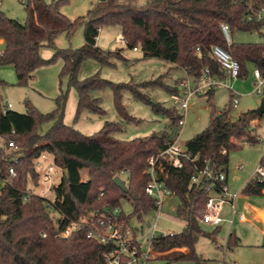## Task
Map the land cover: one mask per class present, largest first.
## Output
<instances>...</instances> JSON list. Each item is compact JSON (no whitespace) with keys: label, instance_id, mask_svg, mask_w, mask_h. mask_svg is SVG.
Here are the masks:
<instances>
[{"label":"trees","instance_id":"1","mask_svg":"<svg viewBox=\"0 0 264 264\" xmlns=\"http://www.w3.org/2000/svg\"><path fill=\"white\" fill-rule=\"evenodd\" d=\"M67 0H25L27 19L22 22L9 17L0 9V39L4 49L0 54V66H13L17 85L26 86L37 68L63 61L61 78L68 77V90L56 98V108L48 113L40 112L26 100L27 111L4 110L0 95V264H105V253L111 249L87 236L80 230L67 238L57 234L70 220L81 219L93 210L120 208L122 218L129 221L133 215L142 217L156 207L155 199L146 193L150 181L148 158L163 150L180 130L175 106H165L151 99L144 89L161 88L171 96L180 93V82L169 84L158 79L144 82H115L95 72L80 78L83 64L95 60L102 66L113 67L118 61L128 62L122 49L105 50L97 45V37L103 26H120L128 48H138L143 58H158L186 71L193 84L205 69L211 76H225L218 61L211 57L213 46L219 45L239 62L241 73L247 76V65L252 64L264 75V41L235 42L236 30L259 31L264 27L262 19L248 18L251 9L264 6V0H100L86 15L70 19L61 10ZM230 27L229 42L221 28ZM80 25H84V44L78 48H60L56 40L60 34L71 37ZM44 47L53 49L49 59L43 58ZM7 82L0 77V86ZM70 88L78 92L75 121L84 112L104 116L102 97L96 91L110 89L113 103L121 121H105L94 135H85L64 122L65 105ZM216 88L205 95L212 110L207 126L187 141V151L195 161L185 159L183 167L164 163L159 174L179 199L177 215L185 222L179 233L159 234L152 239V249L157 257L172 254L167 263L195 262L205 259L197 252L200 237L217 236L221 226L207 233L202 229L200 217L204 213L209 196L207 184L191 185L197 168L204 167L207 159L216 173L228 175L230 152L241 148L238 140L256 143L253 124L259 118L251 109L230 119V107L218 111L214 104ZM129 91L140 102L149 104L154 113L169 118V128L147 136L122 140L116 137L123 131V123L141 124L142 119L130 114L123 102L124 92ZM52 123L45 134L38 132L43 123ZM13 130H15L13 132ZM14 141L17 150L9 147ZM226 150V153H223ZM52 154L57 166L68 169L55 192V210L51 212L48 201L37 194H28V181L38 184L39 174L35 159L42 153ZM16 154H20L17 160ZM14 168L16 175L9 172ZM86 170L88 178L83 179ZM126 173L127 190L114 182V177ZM217 187L220 184L217 183ZM243 193L246 196L264 195V181L249 180ZM28 194V195H27ZM127 200L132 214L122 207ZM59 210V213H55ZM65 216V218L62 217ZM45 234V236H44ZM240 242L233 232L229 234L227 249ZM187 250L182 251V250Z\"/></svg>","mask_w":264,"mask_h":264},{"label":"rangeland","instance_id":"2","mask_svg":"<svg viewBox=\"0 0 264 264\" xmlns=\"http://www.w3.org/2000/svg\"><path fill=\"white\" fill-rule=\"evenodd\" d=\"M51 2L53 0H46ZM100 0H67L61 7V10L70 19L86 15ZM126 1V0H121ZM142 2L144 0H137ZM0 9L9 17L24 22L27 19L25 3L23 0H0ZM259 31H241L233 32L235 42H263L264 27ZM231 33V32H230ZM0 40V52L4 49V43ZM56 44L60 48H78L84 44V25H80L73 35L69 38L66 34H60L56 40ZM97 45L105 50L122 49L123 54L129 60L128 62L118 61L115 66H102L97 61L87 60L80 71V78H85L95 72L107 79L115 82H144L147 80L158 79L162 77L163 81L174 84L181 82L186 78V71L172 65L171 63L158 58H143L141 50L135 51L128 48L123 40L122 30L120 26H103L97 37ZM43 58L49 59L54 51L49 47L42 48ZM63 61L58 59L54 63L40 66L34 72V76L30 79L26 86L17 85V75L13 66H0V77L7 84L0 86L1 104L7 105L12 103L11 109L24 113L27 111L26 100L30 101L40 112L48 113L56 108V98L61 91L68 90V77L61 78L60 72ZM254 70L255 66L247 65V76L232 82L233 89L239 93V103L236 107H231L230 119H236L239 114L251 109H258L261 106L264 94L259 95L254 90ZM150 93L151 99L164 104L165 106H175L179 115L183 114V110L179 105L175 104L172 96L161 88L150 87L144 89ZM95 95L101 96L103 107L106 110L104 116L94 113L84 112L78 121H75V114L78 102V92L75 88H70L65 105L64 122L75 127L85 135L96 134L104 125L105 121H121L114 103L113 94L110 89L96 91ZM231 93L225 86H217L214 94V104L218 111L230 107ZM208 96L204 93H197L189 101V111L187 122L184 127L179 130V144L186 146L187 141L192 139L196 134L200 133L208 124L211 106L208 103ZM123 102L128 112L140 119L141 124L123 123V131L116 134V137L122 140H130L136 137L147 136L153 132L164 131L169 128V118L153 112L149 104L137 101L129 91L124 92ZM52 123H43L38 127L40 134H45ZM254 135L258 138L256 143H248L246 140H238L241 148L230 152V163L228 171V186L231 193H237L236 206L237 209L244 212L247 220L239 221L236 218L231 225L229 221H224L220 227L217 236L208 238L200 237L196 244L197 252L205 259L204 264H264V195L246 196L243 193L245 184L254 177L256 168L262 160L264 154V116L259 118L257 124H253ZM4 139L0 137V145H4ZM12 151L11 149L9 150ZM54 163L52 154H47V159H41V165L35 169L39 173L40 178L38 184L28 181V193H34L44 197L47 201L55 200V192L53 189H45V183L42 181V173ZM125 182L127 174L122 172L119 175ZM83 179L88 178L86 170L83 171ZM53 185L57 186L61 180V170L55 167L53 173ZM124 211L132 214V207L127 200L121 202ZM179 199L172 195L164 200L163 209L157 219V228L159 233L175 232L179 233L183 230L185 222L177 215V207ZM51 212L53 210L51 209ZM57 214V212H55ZM223 214L226 218L230 217L231 205L224 204ZM158 215L157 211H151L148 214L138 217H131L132 226L144 225L155 222ZM225 218V219H226ZM216 227L210 224H202L203 231L207 233L213 232ZM233 232L239 237L240 242L232 249H227L229 234ZM217 242L223 244L224 248H219ZM146 245L147 243L144 242ZM226 247V248H225ZM182 251H186L182 250ZM187 252V251H186ZM150 257L147 264H196L195 262H172L167 263L168 259L173 255Z\"/></svg>","mask_w":264,"mask_h":264},{"label":"built area","instance_id":"3","mask_svg":"<svg viewBox=\"0 0 264 264\" xmlns=\"http://www.w3.org/2000/svg\"><path fill=\"white\" fill-rule=\"evenodd\" d=\"M23 2H25V0H23ZM254 17L257 19H262L264 17V6H261L259 9H251L248 18L252 19ZM221 28L226 39L230 42L231 34L229 25L227 23H222ZM134 50L137 51L139 49L136 47ZM1 53L2 52H0V54ZM210 55L220 63L221 68L225 72V76H211L208 74V70L205 69L203 75L194 85L191 77L186 73V78L180 82V93L172 95L175 104L179 105L183 110V114L179 120L180 127L185 126L189 111V101L193 95L197 93H206L210 88H216L221 85L229 89L232 98V106L236 107L239 103L240 94L232 87L233 81L244 78L241 73L239 62L232 57L228 50L219 45L212 47ZM253 74L255 79L253 92L263 95L264 75H262L257 68H255ZM12 107V103L8 102L7 105L4 106V110L11 109ZM14 131L15 130H13V132ZM180 133H178L177 137L172 142L168 143L163 150L148 158L147 170L150 175V181L146 186V193L153 197L156 202V207L153 211H157L158 215L155 222L147 223V227L144 225L132 226L131 220H123L120 208L97 209L81 219L70 220L57 236L67 238L77 231L85 230L89 238L101 244L111 246V249L104 255L105 264H147L150 257L155 254L151 246L152 239L159 234L172 235L175 233H159L157 228V219L163 209L164 200L174 195L172 190L167 187L159 176V174L164 171V163L167 162L170 165L181 168L183 167L185 159H190L192 161L197 159V156L192 157L187 151L186 146L182 147L179 144ZM9 147L11 150L18 149L14 141L9 142ZM223 153H226V150H223ZM47 154L48 153L44 152L35 159V167L41 165V159H47ZM19 156L20 154H16L14 159L17 160ZM55 167L61 170V180L65 174V169L59 166H53L52 164L48 165L41 175L46 190L55 187L53 185ZM9 172L12 176L16 175L14 168H10ZM253 179L256 181H264V154L261 162L256 168ZM217 183L220 184V187L216 186ZM201 184H207L209 196L205 203L204 213L199 219L200 223L218 227L221 226L225 220L229 221L231 225L235 222L236 218H238L239 221L247 220L245 213L237 209L235 201L238 194L230 192L227 173H216L207 159L205 160L204 167L197 168V172L193 175L191 180V185L200 186ZM47 203L50 210L52 209L54 211L55 200L48 201ZM225 203L231 205V214L229 218H226L223 214ZM56 212L59 213V210H56ZM62 217L65 218L64 215H62ZM144 242L147 244L145 245ZM217 246L219 248H224V245L219 242H217Z\"/></svg>","mask_w":264,"mask_h":264},{"label":"water","instance_id":"4","mask_svg":"<svg viewBox=\"0 0 264 264\" xmlns=\"http://www.w3.org/2000/svg\"><path fill=\"white\" fill-rule=\"evenodd\" d=\"M256 112L258 115H262L264 114V99L262 100L261 106L256 109ZM66 174L68 173V169H65ZM114 182L116 183V185H118L121 189L123 190H127V186L125 181L120 177V176H115L114 177Z\"/></svg>","mask_w":264,"mask_h":264},{"label":"crops","instance_id":"5","mask_svg":"<svg viewBox=\"0 0 264 264\" xmlns=\"http://www.w3.org/2000/svg\"><path fill=\"white\" fill-rule=\"evenodd\" d=\"M1 40V39H0ZM1 42H3V40L1 41ZM138 51V50H137ZM41 52H42V50H41ZM42 54V53H41ZM187 251V250H186Z\"/></svg>","mask_w":264,"mask_h":264}]
</instances>
